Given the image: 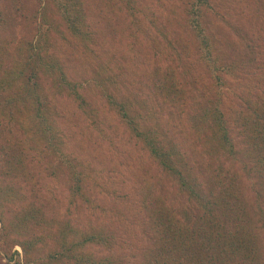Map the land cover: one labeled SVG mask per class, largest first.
<instances>
[{
	"label": "trees",
	"instance_id": "trees-1",
	"mask_svg": "<svg viewBox=\"0 0 264 264\" xmlns=\"http://www.w3.org/2000/svg\"><path fill=\"white\" fill-rule=\"evenodd\" d=\"M52 1H43L44 10L31 16L41 18L33 39L16 46L6 33L23 16L19 12L25 0H0V138L6 143L7 135L17 129L21 141L12 144V153L0 157V248L21 247V251L13 247L6 251L13 264H117L114 233L92 220L101 222L109 215L101 195L111 190L98 178L100 171L91 160L69 148L68 134L60 123L66 115L59 108L58 96L75 103L95 128L103 130L100 123L105 120L83 82L71 77L67 64L48 46L52 24L48 5L54 3L67 29L85 45L92 40L89 13L84 0ZM108 2L121 8L125 0ZM213 8V0L186 4L198 60L206 63L217 83L216 89L212 87L213 98L190 119L198 143L211 158L208 165L170 140L158 121L134 115L126 103L119 105L132 137L142 142L177 187L178 196L186 200L177 211L163 198L152 197L155 189L149 186L153 204L147 209L146 234L151 247L144 264H261L264 260V226H258L256 219L263 217L264 209L257 215L247 206L238 186L237 167L239 162L256 172L264 199V57L255 55L259 37L242 25L230 24L233 33L228 38L207 26L205 18ZM147 18L156 25V18ZM149 30L151 26L146 25V39L155 40L153 32L147 36ZM169 46L176 48L172 41ZM177 54L181 56L178 50ZM188 66L183 68L184 77H189ZM167 72L168 81L177 87L175 70ZM222 89L236 96L229 104ZM108 97L111 105H118L114 96ZM29 161L65 187L67 215L60 221L48 217L42 205L29 201L21 183L15 184L12 171L22 173ZM210 163V175L202 181L199 172ZM76 214L88 219L84 223L88 227L73 219Z\"/></svg>",
	"mask_w": 264,
	"mask_h": 264
},
{
	"label": "rangeland",
	"instance_id": "rangeland-1",
	"mask_svg": "<svg viewBox=\"0 0 264 264\" xmlns=\"http://www.w3.org/2000/svg\"><path fill=\"white\" fill-rule=\"evenodd\" d=\"M43 1L25 0L23 10L19 12L23 16L6 33L8 40H14L16 46L35 36L41 18L39 14L35 19L31 16L44 10ZM84 1L92 34L89 44H82L75 38L51 3L47 7L52 11L48 14L52 19L48 46L51 53L67 64L71 77L83 82L84 91L105 121L100 123L103 130L95 128L75 103L58 96L59 108L66 115L60 123L68 134L69 148L78 156L91 160L100 171L98 178H102L111 190L101 195L109 215L101 222L99 218L92 220L96 225L105 224L114 233V253L117 259L120 258L117 264H144L151 247L146 234L147 209L153 204L148 195L149 186L152 184L155 189L152 197L163 198L177 211L186 200L178 196L177 187L150 157L142 142L132 137L119 105L126 103L134 115L158 121L170 140L179 143L191 157L204 161L207 166L211 158L201 147L202 143H198L190 119L198 113L201 104L213 98L212 87L216 89L217 83L209 74L206 63L198 60V43L190 13L186 10L189 0H125L121 8L108 0ZM213 3L214 8L204 23L225 38L232 36L230 24L242 25L259 37L254 46L255 55L264 57V0H213ZM8 8L14 12L13 7ZM147 16L151 20L156 18L157 27ZM146 25L152 28L147 36L153 32L155 40L152 36V39H146ZM171 41L176 48L169 46ZM184 66L189 68V77L183 75ZM170 69L175 70V77L181 80L177 81V87L166 76ZM48 82L45 85L48 86ZM222 91L227 95L226 104L231 102V97H236L229 89ZM111 95L118 105L109 103L108 96ZM19 134L14 129V137L8 134L6 143L5 138H0V157L4 152L12 153L10 148L14 143L17 146ZM210 164L199 172L202 181L210 175L213 166ZM27 165L22 173L12 171L15 184L21 183L22 193L29 201L42 205L48 217L60 221L67 215L65 187L58 185L59 182L36 162L29 161ZM237 167L240 169L238 186L247 206L259 215L261 208L264 209V199L260 197L261 183L256 172L241 167L239 162ZM113 190L117 192L113 194ZM74 217L82 227H88V219L79 218V214ZM256 219L258 226H264V215L256 216ZM10 247L21 251L19 245H8L5 250L0 248V264H13L6 256ZM261 264H264L263 259Z\"/></svg>",
	"mask_w": 264,
	"mask_h": 264
}]
</instances>
